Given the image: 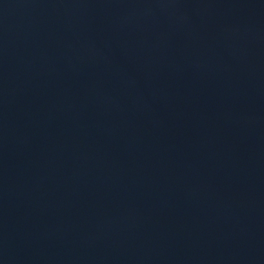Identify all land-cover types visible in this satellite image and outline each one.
<instances>
[{
	"label": "water",
	"instance_id": "1",
	"mask_svg": "<svg viewBox=\"0 0 264 264\" xmlns=\"http://www.w3.org/2000/svg\"><path fill=\"white\" fill-rule=\"evenodd\" d=\"M0 264H264V0H0Z\"/></svg>",
	"mask_w": 264,
	"mask_h": 264
}]
</instances>
